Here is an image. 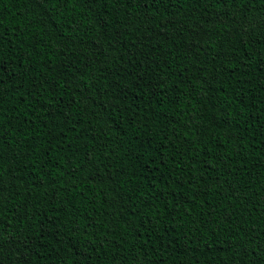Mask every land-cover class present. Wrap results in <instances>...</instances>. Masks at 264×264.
I'll use <instances>...</instances> for the list:
<instances>
[{"label": "trees", "instance_id": "16d2710c", "mask_svg": "<svg viewBox=\"0 0 264 264\" xmlns=\"http://www.w3.org/2000/svg\"><path fill=\"white\" fill-rule=\"evenodd\" d=\"M0 264H264V0H0Z\"/></svg>", "mask_w": 264, "mask_h": 264}]
</instances>
